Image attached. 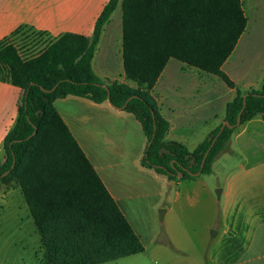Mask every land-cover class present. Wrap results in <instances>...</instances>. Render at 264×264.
<instances>
[{
	"label": "trees",
	"instance_id": "obj_1",
	"mask_svg": "<svg viewBox=\"0 0 264 264\" xmlns=\"http://www.w3.org/2000/svg\"><path fill=\"white\" fill-rule=\"evenodd\" d=\"M118 4L107 1L91 37L64 33L27 59L13 45L0 43L7 79L24 91L16 121L4 137L0 183L20 188L45 248L44 264H99L144 251L55 109L57 98L75 95L100 103L108 96L112 106L133 114L151 141L142 165L168 180L211 173L235 127L218 126L189 152L184 144L165 139L169 123L148 89L170 58L233 87L221 66L246 25L241 0H121L122 64L135 87L103 85L91 67L102 28ZM246 94L240 124L259 114L264 123V71L260 88ZM242 100L238 91L227 103L228 124H236Z\"/></svg>",
	"mask_w": 264,
	"mask_h": 264
},
{
	"label": "crops",
	"instance_id": "obj_2",
	"mask_svg": "<svg viewBox=\"0 0 264 264\" xmlns=\"http://www.w3.org/2000/svg\"><path fill=\"white\" fill-rule=\"evenodd\" d=\"M108 0H0V43L13 45L21 57L40 53L64 33L91 37L94 23ZM120 1L102 28L91 67L103 85L119 82L135 87L125 76L122 64ZM246 25L221 68L233 87L216 75L170 58L156 82L148 89L160 114L168 121L165 139L184 144L189 152L224 122L225 108L237 92L259 89L264 71V0H241ZM119 9V24L110 27ZM114 32V36L111 33ZM176 60V62H172ZM98 70H97V69ZM211 75L221 79L217 82ZM24 91L0 74V160L4 137L16 121ZM54 106L109 194L133 227L123 201V179L132 169L145 171L141 158L147 140L133 114L112 106L108 100L96 103L88 98L66 95ZM238 154L236 167L222 172L221 225L218 230L220 259L216 264H264V123L261 115L239 123L221 151L212 170L225 168L227 154ZM150 170V169H148ZM165 184L166 176L159 174ZM175 182L173 184H177ZM122 188V189H121ZM248 196L250 203L239 200ZM249 211V220L244 219ZM232 214V217H231ZM251 214L254 217H251ZM137 234V232L134 230ZM138 235V234H137ZM139 236V235H138ZM140 238V236H139ZM142 242V239L140 238ZM15 243L23 264L46 261L45 248L18 186H0V264L3 243ZM144 251L99 264H156ZM233 246V247H232ZM168 264H177L168 262ZM188 264H200L191 261Z\"/></svg>",
	"mask_w": 264,
	"mask_h": 264
},
{
	"label": "rangeland",
	"instance_id": "obj_3",
	"mask_svg": "<svg viewBox=\"0 0 264 264\" xmlns=\"http://www.w3.org/2000/svg\"><path fill=\"white\" fill-rule=\"evenodd\" d=\"M119 20L118 9L112 17L110 27L117 26ZM113 34L114 32L111 33L112 36ZM33 56L35 55L21 58ZM172 62L176 60L173 59ZM0 74L7 78L5 65H0ZM211 76L217 82H222L218 77ZM219 155L214 160L215 166L219 163ZM224 160L225 168H219L218 165L209 174L199 173L192 179L169 180V183L172 181L178 182L177 184H165L158 173L147 167L145 171L132 169L129 177L123 179V201L130 212L134 230L147 247V254L152 257V262L188 264L200 261V264H216L219 261L220 247L225 244L219 241L218 236L222 222V199L217 197L216 190L220 189L222 172L236 167L240 157L237 153L227 154ZM0 186L7 185L0 183ZM243 199L239 200L242 204L250 203L248 196ZM160 208L165 210L162 220L158 218ZM243 214L244 219L249 220V211ZM251 217L254 215L251 214ZM16 248L15 243L2 244L1 256L5 264H23L20 260L21 252L17 254ZM39 255L38 253L33 260L35 264Z\"/></svg>",
	"mask_w": 264,
	"mask_h": 264
},
{
	"label": "water",
	"instance_id": "obj_4",
	"mask_svg": "<svg viewBox=\"0 0 264 264\" xmlns=\"http://www.w3.org/2000/svg\"><path fill=\"white\" fill-rule=\"evenodd\" d=\"M55 87V86H54ZM246 95L247 94H244L243 95V100H242V108L240 109V111L238 112V115H237V119H236V124L235 125H230V124H228L226 121H224L222 124H221V126H220V130H222L223 129V127L224 126H228L229 128H233L234 126H236V125H238L239 123H240V115H241V112H242V110H243V108H244V106H245V103H246ZM107 100H108V96H107ZM34 133V132H33ZM215 140V138L213 139V141ZM151 143V141H148L147 142V145H149ZM208 151V150H207ZM160 152H166L167 153V150H165V149H161L160 150ZM207 153V152H206ZM206 155V154H205ZM204 161V160H203ZM203 161H202V163H203ZM13 162H14V160H13ZM202 165V164H201ZM7 172H5V173H3L2 175H5ZM200 173V171H198L196 174H199ZM177 175L179 176V173H177ZM170 183H173L172 181L170 182ZM216 194H217V197L219 198V196H220V189L219 190H216ZM164 212H165V210L164 209H162V208H160L159 210H158V218H159V220H162L163 219V215H164Z\"/></svg>",
	"mask_w": 264,
	"mask_h": 264
}]
</instances>
